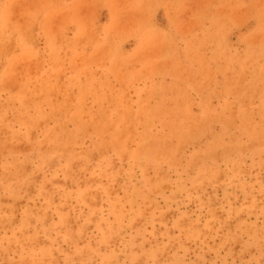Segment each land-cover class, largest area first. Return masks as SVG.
I'll use <instances>...</instances> for the list:
<instances>
[{
    "label": "rangeland",
    "instance_id": "1",
    "mask_svg": "<svg viewBox=\"0 0 264 264\" xmlns=\"http://www.w3.org/2000/svg\"><path fill=\"white\" fill-rule=\"evenodd\" d=\"M0 264H264V0H0Z\"/></svg>",
    "mask_w": 264,
    "mask_h": 264
}]
</instances>
